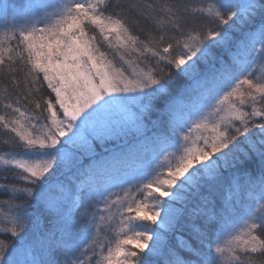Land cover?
Instances as JSON below:
<instances>
[{
    "label": "snow or ice",
    "instance_id": "6c2138e0",
    "mask_svg": "<svg viewBox=\"0 0 264 264\" xmlns=\"http://www.w3.org/2000/svg\"><path fill=\"white\" fill-rule=\"evenodd\" d=\"M0 131V264H264V0H0Z\"/></svg>",
    "mask_w": 264,
    "mask_h": 264
},
{
    "label": "trees",
    "instance_id": "16d2710c",
    "mask_svg": "<svg viewBox=\"0 0 264 264\" xmlns=\"http://www.w3.org/2000/svg\"><path fill=\"white\" fill-rule=\"evenodd\" d=\"M19 0H14V2L17 4ZM0 136H2L0 134ZM151 146H149V150H150ZM5 175H7L6 173L0 172V183H11L12 181L10 179L8 180H4L2 179V177H4ZM6 197H4L3 195H0V199H5Z\"/></svg>",
    "mask_w": 264,
    "mask_h": 264
},
{
    "label": "rangeland",
    "instance_id": "374dc122",
    "mask_svg": "<svg viewBox=\"0 0 264 264\" xmlns=\"http://www.w3.org/2000/svg\"><path fill=\"white\" fill-rule=\"evenodd\" d=\"M23 2H27V0H19L17 4L23 3ZM0 134L3 135L2 131H0Z\"/></svg>",
    "mask_w": 264,
    "mask_h": 264
}]
</instances>
